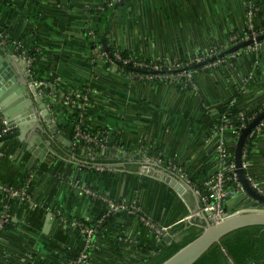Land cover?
Segmentation results:
<instances>
[{"label":"crops","instance_id":"obj_1","mask_svg":"<svg viewBox=\"0 0 264 264\" xmlns=\"http://www.w3.org/2000/svg\"><path fill=\"white\" fill-rule=\"evenodd\" d=\"M103 1L0 0V26L6 30L0 46L18 58L11 63L17 86L8 103L27 96L20 115L29 111L25 121L38 126L35 135L0 142V184L24 188L28 195L0 192V208L10 218L0 234V264H60L81 252L86 254L81 264H138L162 249L165 238L190 224L204 227L194 186L165 162L175 161L203 181L212 173L220 139L229 136L217 129L218 106L228 101L248 111L264 106V46L256 64L244 48L233 62L196 72L194 89L140 81L115 63L91 57V41L98 40L148 60L206 53L246 31L244 0H112L101 15ZM257 2L264 14V0ZM16 47L39 51L34 67L40 77L23 71ZM76 88L90 97L83 122L91 132H107L115 148L93 150L73 139L61 97ZM3 120L0 113V127ZM92 155L122 161L102 164L114 171L101 173L94 168L100 164H89ZM158 155L162 164L146 158ZM246 176L264 190V128L254 136ZM104 198L122 207L100 224L96 215L107 208ZM249 199L241 192L224 205L233 212L247 207ZM187 216L190 222L182 221ZM78 220L98 227L87 248L73 225Z\"/></svg>","mask_w":264,"mask_h":264},{"label":"built area","instance_id":"obj_2","mask_svg":"<svg viewBox=\"0 0 264 264\" xmlns=\"http://www.w3.org/2000/svg\"><path fill=\"white\" fill-rule=\"evenodd\" d=\"M113 2V1H112ZM245 4V10H246V17H247V24H246V33L240 37L239 40H237V35H230L227 39L225 44L219 45V46H213L208 52L204 53L203 55H197L194 57L188 58L185 62H179L173 61L169 58H164L162 60H150L148 62H145L143 60H134L132 57L128 58H122L118 53L114 55V58L117 61H121L123 64H130L133 68H147L149 71L145 73H139L135 71H127L130 73L133 77L140 81H146V82H152L156 80H164V81H179L183 80L184 85L189 86L190 89H194V81H193V75L198 72L194 69H180L177 70V72H169L166 71L169 68H175L179 67L180 65H188L191 63H200L202 64L201 69H210L213 67H217L222 63H227L229 61H232L233 59H236V57L239 56L240 52L246 48L247 50L251 51L253 53L254 57V64H256L259 60L262 47L264 46V38L260 40H256L259 36L264 35V29H261L259 19L257 18L256 11L258 7L254 4L253 0H244ZM92 34V32H89ZM92 37L94 35L92 34ZM251 39L252 42L248 44L247 46H244L241 49L235 50L233 52H230L229 54H226L225 56H222L223 58H215L211 61H205V59L208 57H212L217 55L220 52H223L230 47H233L237 45L239 42H243L246 40ZM26 62V71L28 75L32 78L34 75L32 74L31 66L34 61V59L26 54L25 51L22 50L21 54L18 55ZM91 57H100L105 59L106 61L110 63H115V61L108 56V54L104 51L100 52H91ZM226 57V58H225ZM251 73H249L247 76H244L241 79L240 89L243 90L245 87V84L247 83L248 79L250 78ZM61 84V79L59 77H56V85ZM65 95V94H62ZM88 94L87 93H81L79 91H76L73 93V98L69 96L63 97V103L70 104L73 107L81 108L83 109L87 104L88 101ZM81 101V102H79ZM239 116L243 117V113L240 110ZM220 120V118L218 119ZM221 124L217 125V129L219 130V133L222 135L224 134V131L228 132L229 135H234L236 140L233 142L236 143L237 138L240 134V131L242 128L246 127L245 123H242L239 127L233 128L230 127V130L227 131V119L222 118ZM264 128V121H261L258 123L251 131L250 136L256 135ZM13 130V127L8 125V123L3 120L2 125L0 127V136L9 133ZM73 139L83 140L88 143H92L98 147H102L105 149H113L115 148L114 143L110 142V137L107 132H102L101 134H93L90 131H84L80 129L79 124H74L73 126ZM92 157V156H91ZM148 160L155 162L156 164H162L164 160L161 156H155V157H146ZM249 158H248V151L242 150L241 153V161H242V167L246 170V168L249 165ZM166 166L171 169L172 171L176 172L182 179L186 180L189 183V180L187 178L186 169L178 164L175 161H166ZM95 170L103 172H113L114 169L109 166L105 165H95ZM236 166L234 160H232V154L228 150L224 138L220 139V142L218 143L217 149H216V157H215V165L212 170V173L203 181V189L199 190L195 188V191L199 197L200 201V211L206 213L207 220L210 223H217L223 220L227 215L233 214L239 211H245V210H260L264 211V205L258 204L257 206H249L244 207L240 210H235L233 212L227 211V209L224 207V198L227 195L234 196L238 193L243 192L242 187L240 185V182L238 180L237 174L235 172ZM248 178V177H247ZM249 180V179H248ZM230 181L231 185L226 186V182ZM252 186L259 191L260 193L264 194V190L257 187V185L250 181ZM0 192L7 194L10 197H21V198H27L28 195L24 188H13L12 186H2L0 184ZM104 201L107 203V208L105 210V213L103 215L106 216L109 213L116 211L122 207V205L114 203L113 201L104 198ZM10 218L9 215L6 213V211L2 208H0V234L4 230V228L9 224ZM182 221L190 222V216L185 217V219H182ZM74 227L77 228V230L84 236V242L85 247L87 248L90 246V242L92 239V234L94 229L88 226L83 225L82 223L76 221L73 223ZM86 257L85 252H81L79 256H77L76 259H69L66 260L63 263L60 264H80L82 259ZM28 264H34V260H31ZM230 264H233L230 262Z\"/></svg>","mask_w":264,"mask_h":264},{"label":"water","instance_id":"obj_3","mask_svg":"<svg viewBox=\"0 0 264 264\" xmlns=\"http://www.w3.org/2000/svg\"><path fill=\"white\" fill-rule=\"evenodd\" d=\"M116 4L117 3H114V5ZM262 38H264V35L259 36L256 40ZM251 42V39L243 41L223 51L221 55H226L241 49ZM15 57L11 54L6 55L4 49L0 46V113L8 125L13 127L12 131L0 136V142L12 138L23 139L24 137L22 136H24V134L35 135L38 128V126H35L33 123L30 124L31 121H25L24 117L29 114V111H27V113L22 111L20 115V107L28 103L27 96L26 100L21 101L19 104L11 103V105L8 103L13 99L12 93L17 86L16 75L11 68V63H14ZM16 61H18V58ZM22 62L23 71L27 72L25 60L22 59ZM6 77L7 79L5 81H1ZM30 84L32 85V82H30ZM20 86L22 90H25L24 84ZM53 88L56 89V87ZM45 107L44 102L40 101L39 108L43 109L42 113L49 119L48 111L44 109ZM263 119L264 110L246 127L241 129L234 148L235 172L243 192L250 198L248 205L250 207L255 206V204L264 205V194L257 191L248 180L244 168L242 167L241 153L246 136ZM50 129L54 135H57L54 126L50 127ZM52 139L53 138L50 137V141ZM44 153L45 151L42 150L39 157L44 155ZM188 187L192 189L190 185H188ZM203 218L205 220L204 227L190 224L188 227L172 235V239L170 237L165 238V240L167 242L170 241V243L157 255L141 264H229L217 244L219 241L235 264H248L251 260L264 261V211H239L227 215L223 220L217 223H210L207 220L206 213H203ZM157 229L161 233L164 232L160 227Z\"/></svg>","mask_w":264,"mask_h":264},{"label":"trees","instance_id":"obj_4","mask_svg":"<svg viewBox=\"0 0 264 264\" xmlns=\"http://www.w3.org/2000/svg\"><path fill=\"white\" fill-rule=\"evenodd\" d=\"M254 4L258 7L257 11H256V15H257V18L259 19V25L261 27V29H264V14L261 10V7L260 5L258 4L257 0H253ZM112 0H104L101 4V7L100 9H98L99 13L101 15H104L107 11H109L110 8H112L113 4H112ZM5 28L0 26V38H3V39H6L5 38ZM89 31V30H88ZM247 31H245L242 35H244ZM89 35V33H88ZM240 33L237 34V40L240 39V37L242 36ZM241 43V42H239ZM238 43V44H239ZM91 52L92 51H95V52H100V51H104L108 54V56L110 58H112L114 61H115V64H117L118 66H120L121 68L125 69V70H128V71H135V72H139V73H145L147 71H149V69L147 68H133L130 64H123L121 61H117L115 58H114V55L116 53H118L120 55V57L122 58H128V57H132L134 60H143L145 62H148L150 60L148 59H145L143 58L142 56L138 55L137 53L135 52H132V51H128V50H125V49H122V48H118L116 46H112V45H103V43L101 41H91ZM22 47H16V54L20 55L21 52H22ZM222 52L218 53L217 55L215 56H212V57H207L205 59V61H211V60H214L215 58H223L222 56H225V55H221ZM26 54L30 57H32L34 59L33 63H32V66H31V70H32V74L36 77H40L39 74L36 73V70H35V67H34V63L35 61L39 60L40 59V56H39V51L37 49L31 51V52H26ZM204 53H197L195 55H193L192 57L194 56H197V55H203ZM226 58V57H225ZM187 59H184V60H177L176 62L179 63V62H185ZM234 60V59H233ZM232 60V62H233ZM174 61V60H173ZM224 63L220 64V65H223ZM201 67H202V64L200 63H191V64H188V65H180L179 67H175V68H169L167 69L166 71H169V72H177V70H180V69H194L196 71H200L201 70ZM41 80V79H40ZM153 82V81H152ZM170 82V81H168ZM175 85H177L178 87H180L181 89H188L189 86H186L184 85L183 83V80H179V81H174V82H171ZM76 91H79L81 93H87L88 96H89V93L85 90V89H82V88H76V89H72L68 92L65 93V95H62L61 97V105H62V110L65 114L69 115L67 116L69 118V121H71L73 123V126L74 124H79V127L80 129L84 130V131H89V128L86 126V124L83 122L86 118H87V115H88V106H89V102H90V97L88 98V101H87V105L81 109V108H76V107H73L72 105H70L69 103L68 104H65L63 103V97L64 96H69L71 98H73V93L76 92ZM242 90L240 88H238V91L235 93L234 95V99H238V97L241 95ZM81 102V101H79ZM242 111L243 113V117L239 116V111ZM264 110V106H259L258 108L256 109H253V110H246V109H238L235 105H234V101H228V102H224V103H221L219 106H218V111H219V118L220 120L222 118H226L227 119V131L230 130V127H233V128H237L239 127L242 123H245L246 126L260 113ZM220 120H217L215 121V123L217 125L221 124V121ZM261 121H264L261 120ZM91 132V131H90ZM93 134H97V132H92ZM72 135H73V132H72ZM254 136L255 135H252L250 136V132L248 133V135L246 136V139H245V142H244V145H243V148L242 150H247L248 151V158L250 159V151L254 145ZM78 140V139H77ZM228 140H230L231 142H229ZM234 140H236L235 136L234 135H229V136H225L224 137V141H225V144L228 148V150L231 152L232 154V160H234L235 162V157H234V148H235V143L233 142ZM80 141V140H79ZM80 142H84L83 140L80 141ZM110 142L113 143V139L110 137ZM87 145H89V147H92L93 150H97L99 149L98 146L92 144V143H88V142H85ZM98 155H92V160L89 161V164L91 163H96V164H112V163H115V162H121L122 159L120 158H110L109 160H102L100 158L97 157ZM215 165V163H214ZM98 172V171H97ZM244 172L246 173V170L244 169ZM101 173H107L109 174L110 172H107V171H103ZM186 173H187V178L188 180L190 181V183L194 186V188L196 189H199V190H202L203 189V181L206 179H204L203 181H199L197 180L194 175H192V173L188 170H186ZM111 174V173H110ZM231 185V182L228 181L226 182V186H229ZM230 195H227L224 199H228ZM225 207V205H224ZM226 208V207H225ZM115 211L109 213L108 215L104 216V213H105V210L98 213L96 215V218L99 220L100 224H104L106 223L109 219H111V217L115 214L114 213ZM78 222L82 223L83 225L85 226H88V227H91L93 228V224L89 221H86V220H78ZM98 227H95V230H97ZM95 230L93 231V234H92V237L94 236V232ZM170 242H168L162 249H160L156 254L154 255H151L149 256L147 259L145 260H142L140 261L138 264H141L149 259H151L152 257H154L155 255H157L159 252H161ZM218 246L220 247L222 253L224 254V256L226 257L227 261L229 262H232L233 264H235L233 262V260L231 259V257L229 256V254L227 253V251L225 250V248L223 247V245L221 244V242H217ZM73 259H76L77 256L73 255V257H71ZM85 259V258H84ZM81 261V263L83 262V260ZM80 263V264H81ZM34 264H41L37 261L34 260ZM248 264H264V261H261V260H251L248 262Z\"/></svg>","mask_w":264,"mask_h":264},{"label":"rangeland","instance_id":"obj_5","mask_svg":"<svg viewBox=\"0 0 264 264\" xmlns=\"http://www.w3.org/2000/svg\"><path fill=\"white\" fill-rule=\"evenodd\" d=\"M247 207H249V206H247Z\"/></svg>","mask_w":264,"mask_h":264}]
</instances>
